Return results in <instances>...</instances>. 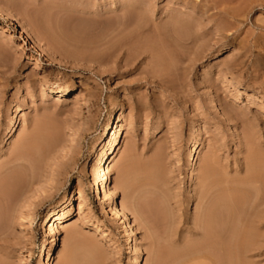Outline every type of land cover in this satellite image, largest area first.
<instances>
[{"label":"rangeland","instance_id":"1","mask_svg":"<svg viewBox=\"0 0 264 264\" xmlns=\"http://www.w3.org/2000/svg\"><path fill=\"white\" fill-rule=\"evenodd\" d=\"M0 7L14 20L0 19V177L8 171L17 190L3 204L0 264H46L55 239L46 214L65 197L51 264H133L139 249L140 264H213L212 254L222 264H264V0ZM112 111L121 116L106 131ZM116 128L100 184L111 176L109 195L126 206L135 236L91 176Z\"/></svg>","mask_w":264,"mask_h":264},{"label":"bare ground","instance_id":"2","mask_svg":"<svg viewBox=\"0 0 264 264\" xmlns=\"http://www.w3.org/2000/svg\"><path fill=\"white\" fill-rule=\"evenodd\" d=\"M0 19L8 21L11 24L14 21L10 17V15L6 11H4L1 7H0ZM55 23H58V22L56 21V22H54V24ZM60 23H61V21H60ZM49 25H51V24H49ZM58 25H59V23H58ZM58 25H55V26H58ZM73 28L75 29V31H76V29L79 30L78 27H73ZM57 29H59V28H57ZM137 29L139 30V28H137ZM144 29H145V27H144ZM144 29H142V30L146 31ZM114 30H113V32H115ZM68 31L69 30H67V33H69ZM139 32H141V31H139ZM20 33H21L22 38L25 39L28 44H31L33 46V48L37 49L38 52L41 55L49 56L47 51L40 45V43L33 36H31V34L27 31V29H25L24 27L20 28ZM80 33H81V30H80ZM136 35H137V33L135 34V36ZM155 36H157V35H155ZM12 37H15V36L13 35ZM138 37H140V36H138ZM162 37H163V34H162ZM139 39L140 38H138V40ZM141 39H143V37ZM163 40H164V37H163ZM159 49L160 48H157V49H154V50L156 52V50H159ZM47 87H49L51 93L55 94V95H60V94L66 95V94H68L70 92L69 88H65V89H62L61 87L51 88L47 84H44L43 89L46 90ZM120 116L118 117L117 113L112 111L110 116H109L108 122L106 124L105 130L107 131L110 128L112 129L114 127V125L116 124V120L120 119ZM199 139H200V137L197 134L193 137L192 148H194L195 153L193 155H191V157L189 158V160L187 162V167H188L187 178H189V179L195 178V176L197 174L196 162L198 161V156H199V153H198V145L200 143ZM118 142H119V132H118V129L116 128V130L114 131V133H113V135H112V137H111V139L109 141V155L110 156L107 157V159H106V156H101L100 154H98L97 158L95 159V161H94V163H93V165L91 167V176H92L93 183H94L95 189H96L95 193H97V196L100 197V201H101L102 204L109 203L110 205H116L115 201L118 200L117 194L109 195L108 187H110L109 183L112 181V178H111L110 175L104 176V178L102 180V183L100 184L102 171H103L104 166L107 164L108 159H110V161H114V159H115L114 155H115L116 146H117L116 144ZM27 160H29V159H27ZM26 165H28V164H26ZM33 179H34V177H33ZM13 180H14V178L12 177V175L10 173H8V171L3 176L0 177V239H2V237L3 238L6 237L8 235V226H7L8 224H6V222H7L6 220H8V219H6V217H8V216L5 217V213L6 212H5L3 204L5 202H7L9 204V202L11 201V203L9 204V205H11L12 201L14 200V198L17 197V190L13 189V191H12ZM14 191H16V192H14ZM77 192L81 193V190L77 189ZM102 192L104 193L103 196H101ZM191 195H192V190H190V192H189V196H191ZM7 203H5V205ZM8 204L6 206H8ZM69 204H70L69 199H66V197H65L64 204L62 206H59V207L56 206L54 208L55 210H54V213H53L52 216H50L49 212L46 214V218L47 219H49V218L51 219V217H53V219H54V221L52 222V225H53V230H54L53 235L55 236V239H54L53 243L51 244V246L48 249L47 258H46V264H51L52 263V259H53V257L56 254L57 246H58V244L61 241V239H59V235L61 233L60 232V227H61L60 225L63 223L64 212L69 208ZM61 207H63V208H61ZM8 213H9V207H7L6 215ZM115 214L117 216H119L121 219L124 220L125 227L128 230L132 231V233H133L132 236H135L134 230H133L134 229L133 228V223H132V221L130 219V216H129V213H128V210H127L126 206L124 204H120L119 206L116 205ZM133 241L134 240L131 239L132 243H133ZM128 249H129L130 254H133V248H132V244L130 242L128 244ZM142 254H143V251L141 249H139L138 250V256H137V258H135L133 264H140L141 263V255ZM207 255H209V254H207ZM212 255L214 257H216L215 259H213L214 257L212 258L213 259V262H212L213 264H222V262H221L222 258H220L221 256H216L214 254H212ZM217 257H218V259L219 258L220 259L218 260ZM236 257L239 258V259L242 258V256L239 253H236Z\"/></svg>","mask_w":264,"mask_h":264}]
</instances>
